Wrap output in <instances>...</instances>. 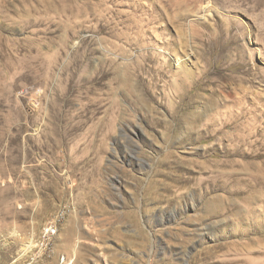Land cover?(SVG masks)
<instances>
[{
    "label": "rangeland",
    "instance_id": "obj_1",
    "mask_svg": "<svg viewBox=\"0 0 264 264\" xmlns=\"http://www.w3.org/2000/svg\"><path fill=\"white\" fill-rule=\"evenodd\" d=\"M0 264H264V0H0Z\"/></svg>",
    "mask_w": 264,
    "mask_h": 264
},
{
    "label": "bare ground",
    "instance_id": "obj_2",
    "mask_svg": "<svg viewBox=\"0 0 264 264\" xmlns=\"http://www.w3.org/2000/svg\"><path fill=\"white\" fill-rule=\"evenodd\" d=\"M14 235V234H13ZM30 248V247H29ZM29 251V250H28Z\"/></svg>",
    "mask_w": 264,
    "mask_h": 264
}]
</instances>
